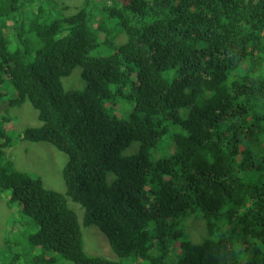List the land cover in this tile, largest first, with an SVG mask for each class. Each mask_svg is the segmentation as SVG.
I'll return each mask as SVG.
<instances>
[{"label":"trees","instance_id":"16d2710c","mask_svg":"<svg viewBox=\"0 0 264 264\" xmlns=\"http://www.w3.org/2000/svg\"><path fill=\"white\" fill-rule=\"evenodd\" d=\"M75 68L85 87L67 90ZM5 101L0 264H264V0H129L108 16L97 0H0ZM24 106L40 126L15 128ZM16 132L67 157L64 194L15 169ZM70 203L116 261L84 253ZM194 215L199 242L183 225Z\"/></svg>","mask_w":264,"mask_h":264},{"label":"rangeland","instance_id":"374dc122","mask_svg":"<svg viewBox=\"0 0 264 264\" xmlns=\"http://www.w3.org/2000/svg\"><path fill=\"white\" fill-rule=\"evenodd\" d=\"M77 1L78 0H76V2ZM113 1L114 0H97L99 8H104L106 5H110ZM108 27L110 28V33H115V31H117V26L115 25L114 21L109 23ZM121 37L124 38L123 42L126 41L125 34L122 31H119L117 33L115 42L119 41ZM78 72V68H75L72 71L63 85L64 88L67 90H82L85 87V83L79 77ZM132 78L135 79V74L132 75ZM6 93L8 94V98H13L11 90ZM124 94H128L127 89L124 91ZM8 104V101L0 103V114L8 107ZM113 104L115 107H111L115 108L116 111L120 113L121 118H126L134 107V103L128 98L118 100L117 102H113ZM16 116L20 120L19 122H13L15 124V128H19L18 126L24 120H27L31 127L40 126V122L37 119V111H35L33 108L29 109L27 106H24L21 111L16 113ZM14 138V145L6 149V153L8 154L9 159L12 160L15 169L41 178L47 189L64 194L66 192V186L62 174L63 168L67 163V157L64 154L58 152L46 142H40L36 144L26 143L25 147H23L18 140L17 132ZM169 143L171 146L170 150L168 148ZM137 148L138 144H133L130 148V154L135 153ZM174 149L175 144H173L172 140L171 142L167 140L166 142H163L157 149L156 157L161 158L162 156L167 155L169 151L172 153ZM7 193L8 192L6 191L0 190V243L5 237L8 236V229L11 227V223L13 221L11 213L6 208L5 194ZM70 206L75 211L84 234V253L90 257H101L110 261H116L117 257L111 250L105 236L94 226H84L82 224L84 211L72 203H70ZM183 225L186 233L194 242H199L201 240V236H203L204 233L203 222L200 218L196 217L195 215L190 216L183 222ZM239 248H242V246L240 245ZM61 264L71 263L63 261Z\"/></svg>","mask_w":264,"mask_h":264},{"label":"clouds","instance_id":"9594fccd","mask_svg":"<svg viewBox=\"0 0 264 264\" xmlns=\"http://www.w3.org/2000/svg\"><path fill=\"white\" fill-rule=\"evenodd\" d=\"M128 1H129V0H114L113 2H111L110 5H106L104 8H102V7L99 8V14H100V15H103V16H108L109 13H110V11H111V10H114V8H115V2H122V3L127 4ZM121 39H122V40H121ZM121 41H124V38H123V37L120 38L119 42H121ZM122 96L124 97V98H122V99H126V98H128V97L126 96V94H123ZM128 99H129V98H128ZM118 100H121V99H118ZM118 100L113 101V102H117ZM129 100H131V99H129ZM128 115H129V114H128ZM173 152H174V151H173Z\"/></svg>","mask_w":264,"mask_h":264}]
</instances>
